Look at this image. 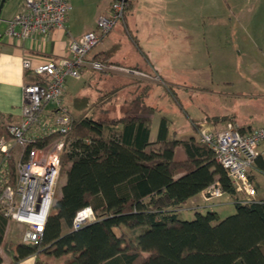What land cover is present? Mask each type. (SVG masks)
<instances>
[{"label": "trees", "instance_id": "trees-1", "mask_svg": "<svg viewBox=\"0 0 264 264\" xmlns=\"http://www.w3.org/2000/svg\"><path fill=\"white\" fill-rule=\"evenodd\" d=\"M132 4L130 0L126 18ZM87 59L122 65L108 54H88ZM150 88L137 87L121 112L110 118L88 116L87 110L81 115L69 112L61 195L41 240L19 244L15 262L36 255V264H51L50 257L64 258L65 264H264V199L236 201L227 169L198 138L200 123L194 127L197 137L169 139L170 120L162 116L157 140L151 142L153 117L160 110L147 101ZM220 121L233 122L226 117ZM1 136L12 137L2 113ZM61 136L56 131L39 137L28 149ZM179 146L184 157L176 155ZM256 169L264 173V159L257 158ZM5 170V177L15 184L13 160ZM216 182L233 199L235 212L223 218L209 209L190 220L181 218L180 206ZM88 206L94 218L75 229V216ZM7 224L0 205V242Z\"/></svg>", "mask_w": 264, "mask_h": 264}, {"label": "built area", "instance_id": "built-area-1", "mask_svg": "<svg viewBox=\"0 0 264 264\" xmlns=\"http://www.w3.org/2000/svg\"><path fill=\"white\" fill-rule=\"evenodd\" d=\"M129 6L130 0H112L110 13L98 17L95 30L72 39L69 56L49 58L38 65L33 64L31 56L23 60L24 67L32 68L37 79H42L24 85L22 120L8 126L11 139L0 137V205L8 219L26 225L22 237L25 243L41 240L59 189L61 154L67 146L65 135L71 129L72 120L64 103L66 82L69 77L78 78L85 66L110 72L126 69L88 60L87 55L116 25L125 22ZM72 8L71 0H23L21 10L8 20L6 35L9 38L47 35L65 26ZM56 131L62 133L60 138L42 147L28 149L37 138ZM198 138L213 149L218 161L227 169L235 188L236 201L247 203L257 199L252 171L256 169L257 158L264 159V125L249 130L241 129L232 121L220 128L202 126L198 130ZM18 145L22 149L17 156L16 182L12 184L2 171L14 156L13 147ZM205 191L207 198L224 194L218 182ZM93 218L90 206L81 209L74 218V228Z\"/></svg>", "mask_w": 264, "mask_h": 264}, {"label": "crops", "instance_id": "crops-1", "mask_svg": "<svg viewBox=\"0 0 264 264\" xmlns=\"http://www.w3.org/2000/svg\"><path fill=\"white\" fill-rule=\"evenodd\" d=\"M182 1L133 0L125 22L118 24L89 53V56L108 54L109 59L119 62L123 65L120 67L126 69L113 72L117 73L118 76L114 77L113 80L110 79V81H106L110 77L103 74L95 75L94 78L92 76L94 70L88 66L81 68V74L78 78L69 77L64 93V103L69 112L73 115H79L88 105L90 99L104 93L111 85L113 87L122 86L121 90L134 92L140 85L150 84L151 88L147 101L152 104L150 100L154 91H157L155 88L163 84L162 75L164 68L167 67L168 55L173 54L174 49L178 46V41L181 40L182 42L184 38ZM111 2L112 0H71L73 8L69 12L63 28H57L47 35L32 34L26 38H9L6 35L8 20L21 10L23 0H6L0 16V113L5 116L8 126L22 120V104L25 101L24 85L35 82L38 77L32 68L24 67V58L31 56L33 64L38 65L49 58L59 59L69 56L72 39L80 38L84 33L95 30L98 17L110 13ZM223 19L227 21L225 16ZM131 36L137 40V43L132 40ZM261 95L264 97L263 90ZM154 106L158 107L157 105ZM48 107L51 108L52 106L49 105ZM162 116L166 115L160 111L153 117L151 142L157 140ZM156 117H159V121L156 123L155 135L153 128ZM221 119V117L217 118L219 122H214V119L209 120L211 122L209 127L220 128L224 126L226 122L220 121ZM169 120V139L173 136L179 140L197 137L194 124L198 120L191 119L189 124L177 123L176 125L174 120L171 118ZM231 120L243 130L264 125V120L255 125H240L233 118ZM176 155L184 157L183 149L180 146L176 150ZM257 172H253L252 177L257 186L258 195ZM205 193L204 190L192 197L187 204L180 206L179 213L187 214L188 211L193 210L195 215L196 212H206L213 209L222 217L220 213L222 205L233 202L231 197L226 200L221 198L214 200V198H207ZM257 199H264V197L257 196ZM25 228L26 225L8 219L3 240L0 242L2 264H36V255L22 258L17 262L13 258L17 246L23 243L22 237ZM40 258H45V254H41ZM49 260L51 264H65L64 258L50 257Z\"/></svg>", "mask_w": 264, "mask_h": 264}, {"label": "rangeland", "instance_id": "rangeland-1", "mask_svg": "<svg viewBox=\"0 0 264 264\" xmlns=\"http://www.w3.org/2000/svg\"><path fill=\"white\" fill-rule=\"evenodd\" d=\"M182 8L184 38L178 41L173 54L168 55L163 84L155 88L151 103L174 120L175 125L189 124L194 119L201 127H209V120L216 117H231L240 125L263 122L264 0H183ZM93 72L94 78L102 74L110 77L106 81L118 76L110 71ZM121 87L111 85L104 93L90 99L82 112L87 110L88 116L95 118L117 115L133 92ZM158 121L156 117L155 135ZM20 149V145L13 147L14 156L10 158L16 176ZM0 156L2 159L1 151ZM65 178V173L61 172L55 200L60 197ZM256 178L257 196L264 197V173L258 171ZM217 198L226 200L229 196L223 194L214 200ZM235 210L234 202H229L222 205L220 213L224 218ZM188 212L180 217L193 219L194 211Z\"/></svg>", "mask_w": 264, "mask_h": 264}, {"label": "water", "instance_id": "water-1", "mask_svg": "<svg viewBox=\"0 0 264 264\" xmlns=\"http://www.w3.org/2000/svg\"><path fill=\"white\" fill-rule=\"evenodd\" d=\"M5 3H6V0H0V16H1Z\"/></svg>", "mask_w": 264, "mask_h": 264}]
</instances>
